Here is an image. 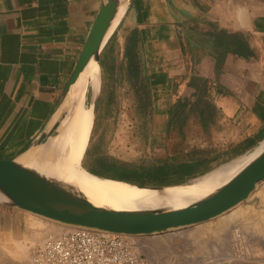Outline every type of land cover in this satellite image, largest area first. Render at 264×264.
I'll list each match as a JSON object with an SVG mask.
<instances>
[{
  "label": "crops",
  "instance_id": "obj_1",
  "mask_svg": "<svg viewBox=\"0 0 264 264\" xmlns=\"http://www.w3.org/2000/svg\"><path fill=\"white\" fill-rule=\"evenodd\" d=\"M102 1L0 0V159L22 156L53 119ZM100 65L79 159L91 175L181 186L264 138V0H129ZM127 109L149 160L123 158L116 117ZM258 192L264 210V181ZM26 213L0 204V244L29 227L42 241L47 222Z\"/></svg>",
  "mask_w": 264,
  "mask_h": 264
},
{
  "label": "water",
  "instance_id": "obj_2",
  "mask_svg": "<svg viewBox=\"0 0 264 264\" xmlns=\"http://www.w3.org/2000/svg\"><path fill=\"white\" fill-rule=\"evenodd\" d=\"M115 8L116 0L102 1L89 28L77 65L60 96L57 110L92 56L101 67L100 54L113 31L104 42L103 39ZM98 104L99 93L96 106ZM64 114L65 110L62 109L59 118L53 117L29 150L47 142L55 133L58 120ZM262 144L264 138L249 153L259 149ZM20 157L0 159V204L69 228L79 227L133 237L160 235L214 219L245 201L254 192L257 184L264 180V147H262L227 182L197 201L178 208L113 209L94 205L73 186L63 184L33 166L23 165L19 162Z\"/></svg>",
  "mask_w": 264,
  "mask_h": 264
},
{
  "label": "bare ground",
  "instance_id": "obj_3",
  "mask_svg": "<svg viewBox=\"0 0 264 264\" xmlns=\"http://www.w3.org/2000/svg\"><path fill=\"white\" fill-rule=\"evenodd\" d=\"M128 2L129 0H116L115 13L103 42L122 18ZM97 66L99 67V64L92 56L76 81L71 85L62 105L54 116V119L59 118L61 110H65L64 116L58 120L55 133L46 143L23 152L19 158V162L23 165L33 166L47 173V175L55 177L63 184L73 186L94 205L126 210L182 207L204 198L223 185L264 147L262 144L253 153L234 158V160L194 179L191 183L181 186L153 189L91 175L80 166L79 159L85 146L91 112L89 101H86V93L89 89L91 91L93 87L94 71ZM96 108L97 106L95 112ZM238 205L229 210L228 217L235 220H246L247 216L252 213V208H242ZM51 225L58 226L55 223Z\"/></svg>",
  "mask_w": 264,
  "mask_h": 264
},
{
  "label": "rangeland",
  "instance_id": "obj_4",
  "mask_svg": "<svg viewBox=\"0 0 264 264\" xmlns=\"http://www.w3.org/2000/svg\"><path fill=\"white\" fill-rule=\"evenodd\" d=\"M97 68L99 67L97 66ZM96 81L98 92V75ZM92 92L93 87L89 99L90 109ZM137 119L139 118L134 110H118L116 129L122 137L120 142L123 148L122 152L126 154L123 158L140 163L145 159L149 160V157H139L140 152L143 151V144L131 140L134 128L132 120ZM151 120H148V131L153 128ZM90 153L92 152L90 151ZM260 182L255 191L238 205L242 208H252V213L247 216L246 220L232 219L228 217L230 212L226 211L220 216L198 225L160 235L141 236L138 239L140 253L145 256L148 264H264V210L261 208L262 205L256 207L253 203L254 197L258 196L257 190ZM26 214L34 216L37 220H43L35 215ZM44 222H47V235L42 241L67 228L57 223L55 224L58 226H52L51 224L54 223L50 221L44 220ZM235 230H237L236 233ZM21 233L28 236V239L16 238L14 241L0 244V264H30L29 249L42 242L38 243L31 239L37 238L36 235H41L40 233L36 234L30 227L27 234Z\"/></svg>",
  "mask_w": 264,
  "mask_h": 264
},
{
  "label": "built area",
  "instance_id": "obj_5",
  "mask_svg": "<svg viewBox=\"0 0 264 264\" xmlns=\"http://www.w3.org/2000/svg\"><path fill=\"white\" fill-rule=\"evenodd\" d=\"M237 230L234 232L236 233ZM139 237L65 228L29 249L30 264H148Z\"/></svg>",
  "mask_w": 264,
  "mask_h": 264
},
{
  "label": "trees",
  "instance_id": "obj_6",
  "mask_svg": "<svg viewBox=\"0 0 264 264\" xmlns=\"http://www.w3.org/2000/svg\"><path fill=\"white\" fill-rule=\"evenodd\" d=\"M104 55L106 56V49L103 51V59H102L103 62H105V61H104ZM195 168L198 169V164L195 165ZM158 173H160V172H158ZM158 173L155 172V170H154V172L148 173V174H146V175L149 176V177H154L155 175H158ZM133 175H135V177H136V176L139 177V175H141V174H139V173H134ZM137 179H138V178H137ZM137 179H135V180L133 179V182L136 183V180H137ZM181 180H183V179H181ZM130 181H132V180H130ZM141 185H142V184H141Z\"/></svg>",
  "mask_w": 264,
  "mask_h": 264
}]
</instances>
